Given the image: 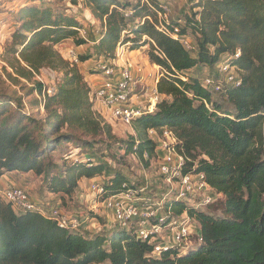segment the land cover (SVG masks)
<instances>
[{"label":"trees","instance_id":"16d2710c","mask_svg":"<svg viewBox=\"0 0 264 264\" xmlns=\"http://www.w3.org/2000/svg\"><path fill=\"white\" fill-rule=\"evenodd\" d=\"M56 2V8L49 3L23 5L12 28L9 53L16 56L9 68L14 78L31 81L37 76L42 82L38 73L43 69L63 70V76L50 94L43 83L33 81L29 93L40 98L35 100L45 114L40 118L29 113L20 97L12 99L0 91V179L11 173L45 175L62 143L80 142L91 149L96 138H112L109 125L94 112L93 89L75 68L87 58L75 56L77 64H69L53 49L66 40L76 47L88 42L80 34H86L81 23L64 12L69 9L57 8L61 2L73 7L84 2L90 17L105 29L94 40L97 59L88 69L90 76L99 75L96 63L115 60L118 47L143 49L148 62L165 73L156 85L159 102L151 113L132 121L134 135L121 142L120 158L132 155L148 169L157 159V138L167 129L179 142L177 151L189 159L183 173L203 174L217 198L197 209L167 197L160 214L169 219L185 214L198 235L183 251L171 248L158 256L152 254V241L139 239L134 226H114L106 237H89L60 229L38 212L16 213L0 199V264H264V0H192V13L167 24L159 22L163 3L157 1ZM174 29L177 39L172 37ZM189 35L195 44L187 49L182 40ZM223 57L229 58L240 82L221 94L230 110H223L202 88L204 75L186 74L213 69ZM63 130L67 133L62 135ZM149 130L156 132L155 139L148 137ZM81 156L63 178L50 181L61 200L72 196L81 179L96 181L107 170L89 154ZM101 184L99 202L138 190L118 173Z\"/></svg>","mask_w":264,"mask_h":264},{"label":"rangeland","instance_id":"374dc122","mask_svg":"<svg viewBox=\"0 0 264 264\" xmlns=\"http://www.w3.org/2000/svg\"><path fill=\"white\" fill-rule=\"evenodd\" d=\"M130 1L136 2L139 0ZM151 1L163 3V7H165L167 10L169 21L179 18L181 19L184 15L192 13V0H148V3H151ZM39 3H43L44 5L50 4L52 7L56 8V5L53 3L58 2H56V0H42L39 2L38 0H0V91L4 92L12 99L20 97L29 108V113L35 115L38 118L45 116L43 109L40 108L39 104H35V100L40 98H38L34 93H29L33 81H38L37 76H34L31 81H26L22 78H14L15 76L12 70L9 68V64L13 63L12 58L16 55L9 53V49H11L10 36L14 23L18 19V11L23 5L26 4L42 7L43 5ZM66 3L68 2H61V4L57 5V8L59 10L69 9V12H66V10L64 12L68 16L76 18V20L81 23L86 31V34H80L84 35L88 42H86V44L82 45L81 47H76L71 40H66L55 45L53 49L64 61L69 64L71 55L76 56L78 59L87 58L88 61L86 60V63L85 61L79 62L75 68L79 71L86 83L88 82L89 84V81L93 82L91 85L89 84V86L94 89L95 86L98 87L101 84L102 78L98 75L96 77H91L90 71L88 69H90L91 65L95 64L94 62L97 59V54L94 50L96 47L94 40H96V38L99 36L97 32L104 30V26L103 23L90 17L88 9L83 4L84 2H81L82 4L76 7L70 6ZM140 3H143V0H140ZM186 41L188 45L194 46L195 44V40L191 35L188 36V40ZM119 50L122 51L121 47L116 49L115 55ZM146 50H148V47ZM217 72L218 67L216 65L213 67V69H207L205 74H200L199 72H196V70L188 71L186 74L194 77H200L202 75L213 76ZM7 73L11 74L12 78L9 79ZM160 73L165 75L163 70ZM83 74L85 75L83 76ZM62 76L63 70L50 71L48 69H43L38 73V77L42 82H38L43 83L47 89L53 90L54 84L61 81ZM212 99L218 103H221L223 110H230L229 105L225 103V98L223 95L213 94ZM102 108V111L97 112L94 109V112L102 123L109 125L112 138H109L108 136H100L96 138L94 140V146L91 149L89 147L83 146L80 142L62 143L52 155L51 166L48 167V171L45 175L36 176L34 173L30 172L25 174V176H19L17 173H11L14 176L15 182L18 184H16V186H10L8 184V187L5 188V190L11 187H17L21 189L27 187V196L34 195L41 198V195H44V193H50L54 195L49 185L51 184V179L61 177L63 178L65 170L69 168L70 165L75 163L74 161H80V159L82 160V154H87V157L89 154L90 157H92L97 163L103 162L107 169L102 176L96 178L97 182L105 183L108 179L112 178L114 174L118 173L125 176V178L128 180V183L132 185L134 189H136V187H142L145 183H148L146 195L148 196L150 203L160 199L161 196L167 191V185L165 180L162 177H159L157 173V167L160 163L159 159L163 157V152L159 150V145L156 151L157 159L151 161L150 167L148 169H144L136 157L132 155L127 156L125 159L120 158L123 155V151L119 149L121 142L128 141V139L133 136L134 133L132 131L131 125H124L121 122L112 119L110 112H108L105 107ZM60 133L63 135L67 132L63 130ZM82 139L85 141L92 140L88 137H84ZM90 184L91 181L81 179L72 196L64 197V199H60L58 203L66 215L68 214V216L80 217L82 221L83 219L86 220L85 224L80 228L78 233H87L89 237L101 235L106 237L107 233L114 227L112 216L96 199L92 198L90 195ZM5 186L6 185L2 184L0 186V191H4L3 188ZM52 202L53 201L48 200L41 203L47 204L48 211L51 207L55 206V204H51ZM210 213H212V211H210ZM213 213L218 214L217 211ZM104 217L106 219H104ZM91 220H94L98 224L95 226V228H89L88 230L86 229V226ZM191 226L195 228V223L193 221ZM193 237H195V235L190 236L189 240H192ZM166 242L168 246H171L168 241ZM191 242L192 241H189V243Z\"/></svg>","mask_w":264,"mask_h":264},{"label":"built area","instance_id":"2783aa9c","mask_svg":"<svg viewBox=\"0 0 264 264\" xmlns=\"http://www.w3.org/2000/svg\"><path fill=\"white\" fill-rule=\"evenodd\" d=\"M119 2L128 0H118ZM175 1V0H174ZM142 4L148 5L146 0ZM129 13L127 14V16ZM159 22L167 24L169 22L167 10L158 13ZM1 30V29H0ZM105 30V29H104ZM101 30L97 33H101ZM80 33L85 35L84 31ZM178 30L174 29L173 39H177ZM84 35L82 38L86 39ZM182 45L189 49L186 40H182ZM123 50V47H121ZM239 51L234 55L239 56ZM71 61L77 64V59L71 55ZM218 72L213 76L204 75L201 79V86L212 94H222L227 87L239 86V77L234 67L229 64V58L223 57L217 65ZM131 66L126 63L122 68L117 67L114 62H98L95 70L102 78L101 84L93 89L95 102L105 107L112 119L124 125H131L132 121L139 118L144 113H151L155 105L160 100L156 85L159 74L153 79L154 87L149 90L148 105L144 108L136 106V91L143 85V78L140 70L133 75L130 72ZM161 72L162 70L159 69ZM159 76V77H158ZM53 90L47 89V94ZM149 138L155 139L156 132L149 130ZM161 139V141H160ZM159 150L163 152L160 163L157 167L159 177L165 180L167 191L160 199L150 203L146 190L148 183L139 187L138 190H127L109 199L99 202L98 198L104 193L103 185L97 181H91L90 195L96 199L102 207L108 211L113 220V225L120 229L129 230L132 226L137 228L136 234L139 239H150L153 243V255L158 256L161 252L171 248L184 250L189 244L190 236L194 235V228L191 226L192 220L183 214L179 218L169 219L160 214L159 209L164 200L173 196L177 200L186 201L195 208H203L205 205L216 200L217 195L204 182L203 174H193L192 172L183 173L189 159L176 146L179 144L173 134L167 129H163L161 137L157 138ZM147 159V156L144 155ZM85 162H90L86 159ZM194 168L191 169L193 171ZM0 199L11 204L16 213L38 212L41 216L54 221L58 228L71 232H78L86 220L80 217L68 216L61 212L60 205L56 204L48 211L29 201L26 192L21 188L11 187L0 191ZM171 246L167 245V242Z\"/></svg>","mask_w":264,"mask_h":264},{"label":"crops","instance_id":"0c3cea01","mask_svg":"<svg viewBox=\"0 0 264 264\" xmlns=\"http://www.w3.org/2000/svg\"><path fill=\"white\" fill-rule=\"evenodd\" d=\"M115 57L116 58L114 60V64L117 67L122 68L126 65V62H128L131 66V69H130L131 74L136 75L137 74L136 72L138 69L141 71L140 75L143 78V85L139 86V88L137 89V100L135 101V105L145 108L148 105L149 90L152 87H154L153 79L155 78V75H157V74H159V76H160V71H159L160 68L155 66V65H151L148 62L147 56L144 53L143 49L137 50V51H127L125 49H123L122 51L119 50L118 53L115 55ZM205 71L206 70H203L200 74H205ZM84 75L85 74H83V76ZM91 77H95V76H91ZM92 83L93 82L89 81L90 85ZM96 104L94 106V109L97 112L102 111L103 108L98 103H96ZM19 176H25V175H19ZM2 184L6 185L3 188V189H5L8 187V184L10 186H16V184H18V183L15 182L14 176L12 174H7V175L2 176V178L0 179V186ZM22 189H24L27 192V187L22 188ZM28 198H29L30 202H32V203H34V204H36L39 207H42L44 209H47V204H43L41 202L50 200V201H53L51 204H55L56 202L60 201V198L58 196L50 194V193H44V195H41V198L36 197L34 195H29ZM73 214H74V212H73ZM104 219H106V218L104 217ZM87 224H88L86 226L87 228L86 227L85 228L89 230V228H95V226L98 223L95 222L94 220H91ZM193 234L195 236L198 235L197 226L194 228Z\"/></svg>","mask_w":264,"mask_h":264}]
</instances>
